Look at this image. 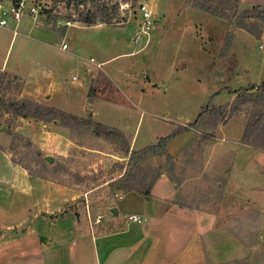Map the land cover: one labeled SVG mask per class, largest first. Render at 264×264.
Instances as JSON below:
<instances>
[{
	"label": "rangeland",
	"instance_id": "rangeland-1",
	"mask_svg": "<svg viewBox=\"0 0 264 264\" xmlns=\"http://www.w3.org/2000/svg\"><path fill=\"white\" fill-rule=\"evenodd\" d=\"M191 1L136 0L131 7L130 0H81L79 5L72 0L69 6L66 0H45V19L58 33L53 31L44 60L34 33L14 36L5 62L11 73L3 72L5 81L19 85L8 90L10 96L51 94L38 97L40 103L81 118L92 113L96 121L122 130L130 142L133 139L134 150L156 144L179 126L194 125L170 140L171 157L167 152L147 154L128 164L119 139L98 137L90 127L60 118L56 122L21 118L0 108V180L12 176L7 160L14 164V159L42 176L32 177L78 195L68 208L81 210L79 222L73 225L70 215L59 217L50 228L43 222L36 225L44 247L55 250V264H264V153L253 154L239 137L253 110L264 121V93L251 91L252 99L242 110L217 124L224 129L212 127L210 111L194 124L209 102L214 107L231 103L229 90H222L228 85L238 91L251 85L248 82L264 81V22L245 20L259 24L256 38L238 26L244 10L238 0H202L216 13L197 9ZM139 2L151 8L154 19L149 41L143 45L132 41ZM115 4L119 8L110 22L76 21L79 13L100 14L103 5ZM66 20L71 25H64ZM6 21L0 33H6L8 44L12 30L16 34L21 29L14 28L12 19ZM61 43L68 48L61 50ZM43 67L49 70L41 73ZM89 87L94 91L91 98ZM59 130L64 133L63 145L52 141ZM45 155L53 157L47 166L39 162ZM160 173L166 177L161 179ZM131 174L137 189L143 188L141 178L148 184L158 175L151 201L137 190L117 196L128 191L121 176ZM185 178L188 189L182 193ZM227 180L241 187L228 188ZM41 193L34 190L35 198ZM168 193L172 202L213 213L203 228L182 225V246L176 251H163L162 232L149 248L140 240L142 223L129 218L132 213L156 211L155 202ZM245 193L256 200H247ZM112 206L119 209L118 216L111 214ZM13 213L6 218L12 219Z\"/></svg>",
	"mask_w": 264,
	"mask_h": 264
},
{
	"label": "crops",
	"instance_id": "crops-1",
	"mask_svg": "<svg viewBox=\"0 0 264 264\" xmlns=\"http://www.w3.org/2000/svg\"><path fill=\"white\" fill-rule=\"evenodd\" d=\"M238 4L240 7L244 9L251 8L253 6H256L260 9H264V0H238ZM11 5H12V0H0V19L7 14L9 9L11 8ZM45 18L46 16L44 13H40L36 16H30L28 14H24L18 21H13L14 28L18 27L19 29H21V31L17 30V33L15 34V31L12 30V36L8 44H6L7 42L6 33L3 32L0 33V71L9 73V71H7L6 69V63H5L6 56L8 54V50L10 44L13 41L14 36L19 33L24 34V36H27L29 34L31 35L32 33H34L36 35L35 40L39 44L38 47L41 49L40 51L44 54L42 56V60L47 58L46 54H48L49 51L48 49L52 45L50 43L52 33L53 31H55L56 33L58 32L55 29H53V27L50 26L49 22ZM61 46L59 48L61 50H65L62 49ZM5 47H6L5 53L3 54V49ZM40 70L42 73L48 71L49 68L43 67ZM245 70L249 71L248 68H245ZM73 76L72 79H75L73 78ZM238 78H240V76ZM25 83H29V82L26 81ZM248 83L255 84L254 82L253 83L248 82ZM229 88L231 90L236 89L228 85L226 89H222V90L226 91L229 90ZM237 94L238 92L236 93L229 92L230 97L227 102L229 103L232 102L234 100L235 95ZM40 96L42 98H46L47 96L51 97V94H48L44 91L41 92L36 91L34 92V94L32 93V96L28 99L40 103V99L38 98ZM79 117H84V116H79ZM106 127L109 126L106 125ZM222 128L224 129L223 126L222 127L218 126L216 127V130ZM56 134H57L56 137H53L52 141H55L58 144L63 145L65 141V137L63 136L64 133L59 130V133ZM242 134L243 131H241L239 137ZM66 140H67V143L65 142L66 145H69L68 137L66 138ZM171 141L168 142V144L165 147V150L170 155H174L169 151V144L171 143ZM243 144L244 146H246V148L251 149L253 154H255L256 151L264 153V148L262 147H258L248 143L247 144L243 143ZM130 150H134L133 139H131L130 142ZM7 161L11 165L13 172H12V176L0 180V238H1L0 264H55L57 263L55 250L53 247L50 248L44 247L43 239L41 238L43 236L40 234V232L36 230V225L43 222L45 227L50 228L51 226L57 224V219L59 217L66 216L69 219L70 215L73 225L74 223L76 224L77 222H79L81 217V210L75 209L71 211L68 208L69 206L73 205L74 203L73 201L78 195L77 194L69 195L68 191L64 187H61L52 181H48V180L45 181L39 177L34 178L31 175H28L26 171L22 169V167H19L16 164H12L9 160ZM225 170L227 174L230 172L228 168H226ZM160 177L162 179L166 177V175L164 173H160ZM157 183L158 181H155L153 183L149 193V197L145 198L147 201H151V197H150L152 196L151 191L152 188L157 185ZM169 183H172V181L169 180ZM226 184L228 185V188L236 187L234 183H232L231 181L228 182V180ZM236 184L237 187L235 189L238 190L241 187V183L237 182ZM178 188L181 189V186ZM186 189L188 188H186V178H185L182 181V193ZM34 190H40L41 192L44 191V194L42 195L41 193V196H39V198H35ZM127 194H137V192L127 191L123 196L121 195V198L125 197ZM169 194L170 193L163 195L162 198L160 197L157 199V201L155 202V206H156L155 209H157L156 211L150 209L149 211L146 212L130 214V215L134 214L137 217H139V221L136 220H132V221L133 223H142L139 230L141 237L140 240L141 241L145 240L149 248L150 247L152 248L154 245H156L155 236L159 235L162 232L163 248H164L163 251L164 250L167 251L168 248L176 251L177 248H180L182 246L181 236H182V225L184 223L189 225L195 224L200 228H203L204 227L203 223L209 220L208 216L213 215V213H209L201 209L190 208L181 205L176 201L172 202L171 201L172 198H167ZM22 196H26L28 200L27 198H25V201L24 200L21 201ZM246 197L247 200L255 199V197L248 196L247 194ZM17 206L20 210L18 211L19 215L15 212ZM10 211L14 212L13 213L14 217L12 219L6 218L7 215H11ZM73 212L74 213L79 212V218H77L76 220H74ZM116 232L117 231L111 233L99 232L97 234H99V237H101V236L114 234ZM92 238H95V236H93ZM50 240L51 243H54V238L51 237ZM19 247H22V249H19ZM165 254L166 252H163V255Z\"/></svg>",
	"mask_w": 264,
	"mask_h": 264
},
{
	"label": "trees",
	"instance_id": "trees-1",
	"mask_svg": "<svg viewBox=\"0 0 264 264\" xmlns=\"http://www.w3.org/2000/svg\"><path fill=\"white\" fill-rule=\"evenodd\" d=\"M17 0H12V2H16ZM72 0H66V6H69ZM75 5H79L81 3V0H73ZM129 0H124V2H128ZM132 2V6H134L133 3H135L136 0H130ZM192 5L200 10L210 12V13H216L214 10V7L207 4L205 1L202 0H192ZM119 8L118 4L112 5L110 7L103 5L101 7V11L92 13L90 11H87L85 13H79L76 21L85 23V24H95L96 22H110L112 19H114L115 14ZM110 10V12H109ZM99 16V17H98ZM246 19H256L260 23L264 22V9H260L256 6H253L251 8H245L243 10V18L238 23V26L242 29L247 30L248 32L252 33L256 38L260 37V30L257 29L255 31V28L259 26V24H256V22H246ZM18 84H14L12 80L5 81V74H3L2 71H0V108L4 109L6 112H10L15 116H19L21 118H27V117H33L41 121H54L57 119H62L65 122H72L74 124L82 125L85 127H90L92 129V132L94 135L98 137H104L108 140H121V147L119 148L120 151H122L125 156L128 157V164L132 160L141 159L143 156L147 154H159L160 152L165 153V147L168 144V142L178 133H181L183 131L189 130V127H194L193 124L190 126H179L175 128L172 132H170L168 135L164 137H160L156 144L146 146L140 150H130V141L129 136L126 135L122 130L117 128H108L106 125H104L101 122L96 121L92 114H89L87 118H81L75 114H71L68 112H65L61 109H58L56 107L52 106H45L42 105L39 102L25 99V98H17L14 96H10L8 94V90L12 87H18ZM255 91L257 93H264V81L260 84H251L247 88H243L240 90H231L229 88V92L236 93L238 92L236 98L229 104V105H223V106H217L214 107L213 103L209 102L207 106L204 108H201V111L198 113L194 124H197L204 114L207 113V111H210L212 120V127L215 128L218 123L224 122L229 116H233L236 112L242 110V107L245 104H248L252 99V92ZM93 88L89 87L88 90V96L91 98L93 96ZM229 108V109H228ZM212 110V112H211ZM262 114L258 111L253 110L250 119L246 122V125L243 130L242 139L245 143L260 146L264 148V121H261ZM39 152L37 153V155ZM168 157H171L167 153ZM12 162L14 164H20L29 175H36L41 176L40 174H35L30 166L26 164H21L20 162H17L16 160L12 159ZM39 162L47 166L50 163H47L42 157H39ZM121 165L122 164H118ZM135 166L132 167V171L134 170ZM134 175V174H133ZM132 174L125 177L124 175L121 176V180L124 181V188L128 191L137 190L143 195H149L151 187L155 181V178L158 175H155L153 179L148 183L145 184L144 179L141 178L140 183L142 184L143 188L137 189L135 187L134 176ZM42 177V176H41ZM125 177V178H124Z\"/></svg>",
	"mask_w": 264,
	"mask_h": 264
},
{
	"label": "built area",
	"instance_id": "built-area-1",
	"mask_svg": "<svg viewBox=\"0 0 264 264\" xmlns=\"http://www.w3.org/2000/svg\"><path fill=\"white\" fill-rule=\"evenodd\" d=\"M46 9L47 6L45 4V0H17L16 2H12L11 8L7 14L0 19V25H6L7 18L12 19L13 21H18L24 14L36 16L45 12ZM134 11L137 12V18L135 21V31L132 35V41L137 45L147 44L150 38V33L154 26L152 10L145 2H139ZM64 25H71V21L66 20ZM61 48L66 49L67 44L62 43ZM89 60L91 62L94 61L92 57ZM73 78H75V76H73ZM41 129L47 130V126L41 125ZM117 196L121 197L119 194H117ZM129 218L131 220L139 221V217L134 214L129 215Z\"/></svg>",
	"mask_w": 264,
	"mask_h": 264
},
{
	"label": "water",
	"instance_id": "water-1",
	"mask_svg": "<svg viewBox=\"0 0 264 264\" xmlns=\"http://www.w3.org/2000/svg\"><path fill=\"white\" fill-rule=\"evenodd\" d=\"M54 122H56V120H54ZM44 160L47 161L48 163H51L53 160V157L51 155H45L43 156ZM148 198V197H147ZM110 212L111 214H113L114 216H118V208L116 206H112L110 207ZM75 215L77 218H79V212H75Z\"/></svg>",
	"mask_w": 264,
	"mask_h": 264
}]
</instances>
